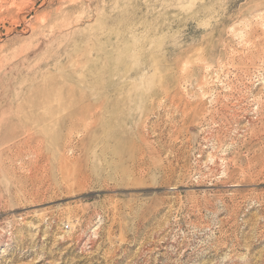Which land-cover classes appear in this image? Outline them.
Wrapping results in <instances>:
<instances>
[{"label": "rangeland", "instance_id": "1", "mask_svg": "<svg viewBox=\"0 0 264 264\" xmlns=\"http://www.w3.org/2000/svg\"><path fill=\"white\" fill-rule=\"evenodd\" d=\"M0 264H264V0H0Z\"/></svg>", "mask_w": 264, "mask_h": 264}]
</instances>
